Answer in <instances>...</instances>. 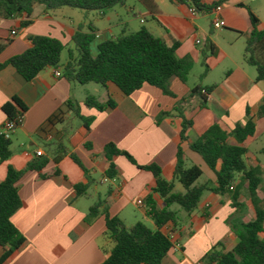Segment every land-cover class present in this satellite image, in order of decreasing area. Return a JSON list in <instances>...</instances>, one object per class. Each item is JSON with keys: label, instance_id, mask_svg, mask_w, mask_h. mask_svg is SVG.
Returning <instances> with one entry per match:
<instances>
[{"label": "crops", "instance_id": "0c3cea01", "mask_svg": "<svg viewBox=\"0 0 264 264\" xmlns=\"http://www.w3.org/2000/svg\"><path fill=\"white\" fill-rule=\"evenodd\" d=\"M153 1L158 12L151 11L138 0H129L121 6V11L130 13L138 20L136 23L140 25L137 26L133 25L135 22L131 19L111 24L113 18L110 13L115 8L106 17H99V20L107 21L110 25L98 29L94 24L98 32L91 44L92 55L98 56L99 46L117 38L123 31L134 33L146 27L170 46L180 43L177 56H192L195 68L201 63L200 78L205 72L203 63H207L209 72L200 84L204 87L215 86L210 94L202 93L187 99L191 90L199 85L191 83L190 78L187 84L176 78L170 81L169 89L176 96L173 98L148 84L131 96H125L112 83L106 86H81L67 80L64 75L57 77L56 69L51 67L33 81H27L11 66L0 71V135L5 134L9 121L3 111L5 105L14 104L13 100L17 98L28 108L23 125L11 137L12 157L6 162L0 160V184L6 179L9 166L24 170L35 158L28 157L27 151L40 150L50 159L42 175L29 171L18 183L23 207L12 221L27 241L6 264H103L115 247L108 234L106 213L91 224L86 221L90 208L99 199L107 200V211L112 218L119 217L126 223L127 217H132L135 225L145 223L140 216L155 228L149 214L148 198L153 197L158 209L165 208L164 200L154 192L157 179L124 156L114 157L117 176L108 178L109 160L105 153L108 144H115L120 150L128 152L139 166H160L163 178L169 182L174 180L177 151L181 147L186 154L187 166L200 167L204 172L203 183L211 182V186L215 187V174L202 157L190 149L189 143L182 141L183 120L176 115L174 108L183 99H186L185 116L194 122L189 131L190 142L196 141L216 121L227 131L234 129L238 123H245L247 110L250 109L256 123V133L244 144L248 149L245 161L249 168L261 167L264 172V160L260 158L264 146L258 147L255 153L250 150L251 145L264 137V127L261 129L264 119L259 117L260 107L264 103V82L256 81L257 69L244 59L246 42L253 30L249 9L260 20L259 29L264 30L263 7L256 5L258 1H249L253 5H248L237 0L223 5L219 14H192L189 6L173 0ZM219 1L202 0V3L210 6ZM68 9L49 12L44 6L36 5L30 18H0V39H13L0 52V64L30 49V38L33 36L55 38L65 45L68 52L74 50L73 38L79 26L86 24L80 21L78 12ZM116 14L120 16L118 11ZM217 18L225 26L216 28L213 22ZM27 20L31 24L23 28L22 24ZM211 45L217 49L215 55L212 54ZM68 58L69 55L66 57L63 52L59 69L62 73ZM88 94L97 97L101 103L114 101L116 107L103 112L89 108L85 104ZM71 99L79 103L82 116L95 119L91 127L85 128L79 118L67 113L63 123L47 126L41 131L49 118ZM162 112L173 113V116L157 125L156 119ZM61 145L66 146L70 153H75L89 171L91 187L86 196L79 197L74 188L75 185L88 183L82 169L69 155L58 163L55 161L56 150ZM55 172L58 174L55 175ZM99 175L100 180L97 178ZM240 182L239 176L236 184ZM179 184L175 182V193L184 191ZM100 186H107L108 189L100 192ZM261 190L262 186L259 196L264 200L260 195ZM245 191L249 193L248 183L243 185L239 201L248 208L245 220L253 221L255 210L251 199L247 201ZM206 193L198 209L190 215L178 206L172 207L177 213L176 223L166 225L163 232L172 237L175 247L162 264H203L206 254L219 244H222L221 249L225 252L237 246L239 240L227 223L237 212L231 196L211 191ZM139 200L144 205H139ZM131 208H137L139 214L131 216ZM5 251L0 247V259Z\"/></svg>", "mask_w": 264, "mask_h": 264}, {"label": "trees", "instance_id": "16d2710c", "mask_svg": "<svg viewBox=\"0 0 264 264\" xmlns=\"http://www.w3.org/2000/svg\"><path fill=\"white\" fill-rule=\"evenodd\" d=\"M129 0H0V18L27 17L33 15L36 5H42L47 11L53 12L62 8L79 9L96 12L104 18L116 6L125 5ZM153 12H158V7L153 0H138ZM176 3L189 7L194 6L199 12H212L218 6H223L234 0H221L207 6L202 0H173ZM252 23V33L247 39L245 62L257 69V82H264V30L259 29L260 20L249 9ZM31 24L30 20L23 22L26 28ZM98 29L93 23L79 26L73 42L74 50H69L68 61L64 65V77L81 86L97 84L106 86L109 83L116 85L125 96H131L144 87L145 84L161 89L165 95L176 98L170 91L169 84L174 78L187 84L191 73L195 68V60L192 56L179 58L177 50L180 43L172 46L152 31L142 27L134 33L123 31L117 38L102 43L99 46V54L94 57L91 53V44L96 39ZM16 33L13 34L15 37ZM13 39H0V52L3 51ZM32 47L21 55L11 58L7 63L0 64V71L8 66L15 68L27 81L35 80L42 71L47 68L60 69L65 45L52 37L33 36L30 38ZM212 54L217 49L211 45ZM205 72L203 80L209 72V66L203 63ZM215 86L204 87L199 84L191 90L187 99L201 95L203 91L210 94ZM183 99L175 105L174 111L183 120L181 138L188 142L190 149L202 157L208 168L216 176V186L211 182L202 183L203 170L198 166H187L184 150L179 147L176 156L174 180L169 182L163 178V171L158 165L139 166L135 159L125 151L120 150L115 144H108L105 148L106 157L109 160V169L106 172L108 178L117 176V165L114 157L124 156L139 169L151 172L157 179V187L154 192L164 200L165 208L158 209L152 196L147 200L150 207L155 228L147 226L143 222L128 227L119 217H111L108 214V202L99 199L87 215L88 224L93 223L103 213H106L108 234L114 241L115 247L111 255L103 264H162L169 252L175 247L172 237L163 232V228L169 223H176L177 213L172 209L178 206L187 214L194 213L202 202L206 192L211 191L218 195H230L233 206L237 212L228 220V225L237 236V246L229 252L222 250V244L214 247L203 259V264H264V200L260 198L259 191L264 182V172L261 167L249 168L245 161L248 149L245 142L256 133V123L247 110V121L238 123L234 129L227 131L216 121L196 141L190 142L189 131L194 122L185 116ZM3 107L9 121H15L18 116L25 115L28 108L19 99ZM85 104L89 108L100 112L106 109H114L116 103L108 101L101 103L97 97L88 94ZM205 107V103H203ZM74 114L81 120L84 127L89 129L94 118H86L81 114V107L75 100H69L63 109H60L49 118L45 126L58 125L64 122V115ZM173 116V113L162 112L156 119V124ZM259 117L264 119V103L260 107ZM12 141L4 134L0 135V160L8 161L12 155ZM58 163L63 157L71 159L85 173L88 183L78 184L74 188L79 197L86 196L91 187L89 171L85 168L81 159L70 153L66 146L57 148ZM264 155V149L261 150ZM50 163L47 156L35 157L24 170H17L9 166L6 179L0 184V247L5 254L0 259V264H6L9 258L25 243L26 238L14 225L13 216L23 207V201L19 194L18 183L29 171H35L42 175L45 167ZM58 173L55 172V175ZM240 176V184H236ZM44 177V176H43ZM175 182L182 185L184 191L175 193ZM248 183L251 203L255 210L253 221L245 220L248 208L239 201L242 195L243 185ZM231 187H234L231 190Z\"/></svg>", "mask_w": 264, "mask_h": 264}, {"label": "rangeland", "instance_id": "374dc122", "mask_svg": "<svg viewBox=\"0 0 264 264\" xmlns=\"http://www.w3.org/2000/svg\"><path fill=\"white\" fill-rule=\"evenodd\" d=\"M234 1H237V0H234ZM247 4L248 5H253L250 2H247ZM256 5H261L263 7V10H264V0L258 1V3ZM121 8H122L121 6H116L114 11H111L110 16H112V18H113V22L111 24L119 22L120 20L128 21V20L131 19V20H133L135 22V23H133L134 26L140 25V23H136V22H138V20L135 19L133 15H131L130 13H127L126 11H121ZM68 10H72V11L78 12L80 14V19H81L80 21H82V23H85L86 25H89L90 23H93V24L96 25V27L98 29H99V27H106V26L110 25L107 21L99 20V16H98V14L96 12L86 13L85 11H82V10H79V9H68ZM116 11L119 12L120 16H118L116 14ZM262 17L264 18V11H263ZM144 26H148V24L144 25ZM64 56H66V57L68 56V49H65ZM200 73H202V65H201V63L199 65H197L196 68H194L193 72L191 73L190 82L191 83H196V84L202 83V80L200 78ZM92 86H96V85H92ZM263 124L261 125V129H263V127H264ZM261 146H264V137L260 138V140L258 141L257 144L255 143V144L251 145L250 146V150L255 153L257 151V148L261 147ZM260 158L262 160H264V155H260ZM97 178L100 180L101 176L99 175V177H97ZM203 181H204V178L201 180V182L203 183ZM179 186H180V188H182V186L180 184H179ZM107 189H108L107 186H100L99 187V191L100 192H105ZM206 195H207V193H205V195L203 197V200H204ZM260 195L264 197V184L262 185V190L260 192ZM245 197H246L247 201H250V195H249L248 191H245ZM129 213L131 214V216H137L139 214V211H138L137 208H131ZM139 218H140V220L144 221L147 226L153 228V225L151 224V222H149L148 220L142 219V217H140V216H139ZM134 223L135 222L132 220V217H127L126 224L128 226H131Z\"/></svg>", "mask_w": 264, "mask_h": 264}, {"label": "built area", "instance_id": "2783aa9c", "mask_svg": "<svg viewBox=\"0 0 264 264\" xmlns=\"http://www.w3.org/2000/svg\"><path fill=\"white\" fill-rule=\"evenodd\" d=\"M190 1V0H188ZM249 1H252V2H256V1H259V0H241L242 3L244 2H249ZM223 9V6H218L217 8H215L212 13H216V14H219ZM189 10L192 14H197L199 11L194 7V6H191L189 7ZM213 25L216 27V28H222L223 26H225V23L223 21H221L219 18L215 19L214 22H213ZM56 76L57 77H62L63 76V73L61 70L59 69H56ZM203 94H208L206 91H203ZM23 122H24V115H21V116H18V118L15 120V121H8L6 126H5V137L7 139H11L13 133L23 125ZM26 155L28 157H39V156H42L43 155V152L38 150V151H35V152H31V151H27ZM108 181V180H106ZM234 187H231V190H233ZM138 204L139 205H144L143 201L142 200H139L138 201Z\"/></svg>", "mask_w": 264, "mask_h": 264}]
</instances>
